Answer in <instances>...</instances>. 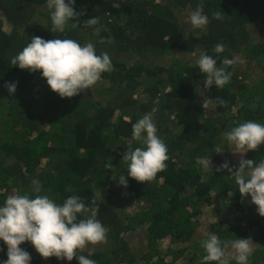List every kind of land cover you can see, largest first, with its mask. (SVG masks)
Listing matches in <instances>:
<instances>
[{"label": "trees", "instance_id": "trees-1", "mask_svg": "<svg viewBox=\"0 0 264 264\" xmlns=\"http://www.w3.org/2000/svg\"><path fill=\"white\" fill-rule=\"evenodd\" d=\"M198 4L209 21L203 30L193 29L187 17ZM46 5L47 0H0V206L14 189L32 196V178L40 181L39 195L57 204L72 195L86 206L95 200L110 242L81 254L96 264H201L206 234L222 242L251 238L250 264H264V217L242 215L246 201L232 173L217 171L225 162L233 170L239 167L230 161L235 146L225 139L226 132L247 121L264 125V34L256 31L264 27V0H75L79 26L71 28L76 21H70L64 33L51 31L50 10H42ZM217 11L220 20L212 15ZM96 17L97 25L84 27ZM96 29L104 38L95 44L96 52H107L113 65L101 78L109 86L96 84L94 92L86 89L72 98H61L48 86L47 94L38 95L43 85L35 77L42 74L11 64L33 36L73 39L83 46L82 34ZM217 43L225 45L223 53H215ZM201 54L216 59L217 67L224 58L235 59L227 67L230 83L205 89L195 63ZM128 55L143 61L133 62ZM9 82H18L13 94L5 88ZM216 98L226 106L203 108L204 99ZM149 112L169 159L151 183L139 185L128 176L122 157L129 143L140 146L132 139V125ZM217 147L222 153H216ZM242 158L259 163L264 145ZM122 175L127 187L119 185ZM229 194L235 200L230 217L207 224L206 233L199 231L204 207L215 198L225 203ZM120 198L131 202L130 216L127 209L117 210ZM133 237L139 248H134L139 242L130 244ZM162 241L168 242L166 253ZM20 247L32 264H79L75 258L45 260L29 242ZM0 249L1 264L7 260L2 240Z\"/></svg>", "mask_w": 264, "mask_h": 264}, {"label": "clouds", "instance_id": "clouds-1", "mask_svg": "<svg viewBox=\"0 0 264 264\" xmlns=\"http://www.w3.org/2000/svg\"><path fill=\"white\" fill-rule=\"evenodd\" d=\"M75 0H47L50 10L53 33H64L66 27L75 29L79 26V13L74 10ZM204 5L198 4L190 13L189 20L193 29H205L208 17L203 14ZM224 14V13H223ZM213 18L222 19V13L214 12ZM98 18L88 19L84 27L98 24ZM100 29H96L99 35ZM103 42V40H101ZM217 54L225 51V45L217 43L214 47ZM195 63L204 74V88L215 85L223 88L230 83L232 72L228 66L236 63L235 59L224 58L221 67H217V60L207 54H201ZM11 64L21 70L32 73H42L50 89L61 98H72L81 91L90 89L102 78L103 73L113 71L112 61L107 52L97 54L92 43L79 44L73 39L44 40L33 36L30 43L23 48ZM18 82H9L5 88L9 94L16 91ZM226 106V101L216 98L204 99L203 108L210 106ZM132 139L140 146L133 148L128 144L122 161L127 166L128 176L137 182H151L159 172L166 169L169 159L165 142L157 135V127L151 112L145 114L132 125ZM225 139L235 146V153L256 151L264 145V125L253 121L239 123L225 133ZM216 153H222L220 147ZM209 166V164L207 165ZM105 168L111 170L112 164ZM227 169L234 177L242 199L250 196L251 203L256 206L259 216L264 217V159L259 163L241 158L239 167L235 170L225 162L217 171ZM11 183V181H9ZM34 191L40 193L42 186L39 180H32ZM119 185L127 187L124 175L119 177ZM99 205L93 200L91 206H86L79 196L72 195L62 204H57L48 195L11 194L0 206V240L7 246V260L3 264H32L31 255L20 247L29 242L36 252L45 260L51 257L57 260L72 261L79 264H96L93 259L82 255L87 245L107 243V229L97 219ZM83 217V218H80ZM201 241L204 250L201 264H250L253 252L251 238L235 239L222 242L215 234H206ZM2 251V249H0Z\"/></svg>", "mask_w": 264, "mask_h": 264}, {"label": "rangeland", "instance_id": "rangeland-1", "mask_svg": "<svg viewBox=\"0 0 264 264\" xmlns=\"http://www.w3.org/2000/svg\"><path fill=\"white\" fill-rule=\"evenodd\" d=\"M43 11L44 10H49L48 8L47 9H45V7L42 9ZM190 13H191V11H190V8L188 9V11H187V17L189 18V16H190ZM5 25H7V26H5ZM4 26H5V29L7 30V31H10L11 30V25L9 24V22L6 20L5 21V23H4ZM260 28V27H259ZM259 28H256V31L260 34V33H263L264 34V27L261 29H259ZM256 32V33H257ZM259 34H257V36L259 35ZM83 35V39H84V45L85 44H87V43H92L94 46H95V44L97 43V44H102L103 42H104V38L103 37H99V36H97L96 35V33L94 32V34H90V33H83L82 34ZM101 40H103V42H101ZM257 42V41H256ZM130 55V54H129ZM128 55V56H129ZM129 58H130V60H133L134 59V61L133 62H136V61H143V59L142 58H137V57H135V58H133V57H131V56H129ZM183 58V57H182ZM125 59H127L128 60V57L127 58H125ZM145 61H147V62H149V58L148 59H145ZM128 63H129V61H128ZM129 65H131V64H129ZM39 74H42L41 72H39V73H37V75L39 76ZM259 78V76H257L256 78L255 77H253V80L251 81V83L253 82H255V79H258ZM35 81H37V82H40L43 86L42 87H39L38 89H36V94H38V95H44L46 92H49V89H50V87H49V89L47 88L48 87V84H47V82H45L44 81V79H42L41 77H35ZM43 81L45 82V84H43ZM102 81V80H101ZM97 85L98 86H102V85H106V86H109L110 84H109V82L108 81H105V80H103L101 83H97ZM98 86H96V87H98ZM93 87V86H92ZM90 88V91L91 92H94V90H92V89H94V88ZM47 94V93H46ZM116 115H118V114H116ZM236 152V149H233L231 152H230V155H231V160L230 161H233V163H237V162H239L240 161V159L242 158V156H243V154H241V153H235ZM232 163V164H233ZM42 168V167H41ZM35 178H32V180H34ZM135 181V183L136 184H139V185H146V184H149V183H151V182H143V183H141V182H137L136 180H134ZM160 181H162V180H159V182ZM161 183V182H160ZM32 189H33V193H32V198H34L36 195H39L40 193H36L35 191H34V186L32 187ZM14 191H15V194L17 193V192H19L18 190H15L14 189ZM12 192V191H11ZM20 195V194H19ZM231 196H232V194H229L228 195V198H227V202L225 201V203L224 202H221V201H219V199L218 198H215V201H214V203L213 204H210V205H207V206H205L204 207V219H205V224H203V225H198V228L197 229H199V231H202V232H204V233H206L207 232V230H206V226H207V224H209V223H214V222H216V221H224V220H226L228 217H230V214H229V210H230V208H231V206L233 205V203L235 202V200L234 199H232L231 198ZM245 203H244V205H243V214L242 215H244L246 212L248 213V215L249 214H251V212H257V210H256V206L254 205V204H252L251 203V197L250 196H248V197H246L245 198ZM221 202V203H220ZM227 203V204H226ZM225 205H228L229 207H228V209H227V207L225 206ZM132 204H131V202H128V200H126L125 198H123V199H121L120 198V200L118 201V206H117V210L118 211H120V209H121V211H124V210H126L127 211V214L126 215H131L133 212H131L132 211ZM120 208V209H119ZM197 223V222H196ZM137 229V228H136ZM136 229H135V231H136ZM108 232V231H107ZM126 235V234H125ZM140 237L138 236V238H137V236H136V239L137 240H139L140 241V239H139ZM136 239L133 237V239H131V241H130V244L131 245H133V243H135V242H139V241H136ZM142 241H141V243L144 245V246H147V240H143V239H141ZM110 242V240H108V243ZM108 243H102V244H98V245H92L93 247H91V245H87L85 248H84V250H88V251H90V248L92 249V250H94V249H101L102 247H106V245H108ZM141 243L139 242V243H137L135 246H134V248H139L140 246H141ZM168 245V242L167 241H162L161 242V251L163 252V253H166L167 252V246ZM264 249V248H263ZM143 252L141 251V252H138L137 253V255H141ZM188 255V254H187ZM186 255V256H187ZM184 259H182L181 260V262L180 263H182V261H183ZM136 264H144V262L143 263H136Z\"/></svg>", "mask_w": 264, "mask_h": 264}, {"label": "built area", "instance_id": "built-area-1", "mask_svg": "<svg viewBox=\"0 0 264 264\" xmlns=\"http://www.w3.org/2000/svg\"><path fill=\"white\" fill-rule=\"evenodd\" d=\"M1 264H3V262Z\"/></svg>", "mask_w": 264, "mask_h": 264}]
</instances>
